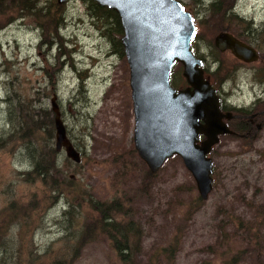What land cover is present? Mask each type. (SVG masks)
Listing matches in <instances>:
<instances>
[{"label":"rangeland","instance_id":"1","mask_svg":"<svg viewBox=\"0 0 264 264\" xmlns=\"http://www.w3.org/2000/svg\"><path fill=\"white\" fill-rule=\"evenodd\" d=\"M208 1L181 0L201 32L199 52L210 63L205 74L214 87L223 84L224 100L247 104L264 88V78H259L264 73V0H238L235 10L244 21L230 23V31L253 41L259 49V59L249 64L229 50L216 48L213 38L218 31L213 30L211 20L199 23V19L209 18ZM62 4L64 18L57 33L52 32L51 22L40 20L41 28L33 17L13 16L4 22L5 16L0 14V208L11 200L33 202L31 218H15L10 224L16 240L9 264H27L32 254L38 255L35 264H51L55 255L67 251L63 250L59 222L64 196L49 198L40 180L23 179L36 149L49 134L55 145L54 121L44 112L48 110L53 117V94L66 133L81 156L76 162L64 149L59 151L58 168L74 176L70 194L76 196L74 202L81 203L73 228L79 226L78 220L81 225L86 219L89 209L83 202L88 197H118L124 202V218L141 227V264H148L147 257L168 243L176 228L181 229V239L170 264H219L216 255L219 246L227 247L226 237L232 238L233 247L245 249L237 264H264V126L253 137L221 135L209 152L212 189L186 216V206L199 193L181 156L171 155L153 175L146 176V162L131 152L135 148L134 117L125 54L98 28L100 21L90 13L87 0ZM248 20L258 28L250 35L242 32ZM42 30L47 36L40 44ZM53 36H57L54 42ZM180 65L176 63L172 72L179 71ZM214 69L219 71L209 73ZM239 219L261 222L258 237L234 238ZM238 234L242 236L240 230ZM73 264L121 262L110 241L95 235Z\"/></svg>","mask_w":264,"mask_h":264},{"label":"water","instance_id":"2","mask_svg":"<svg viewBox=\"0 0 264 264\" xmlns=\"http://www.w3.org/2000/svg\"><path fill=\"white\" fill-rule=\"evenodd\" d=\"M95 1L114 9L120 18L137 154L151 172H156L171 155H180L193 175L200 197L206 198L213 181L209 152L221 134L233 131L225 120L233 112L221 109L218 89L205 76L204 61L193 49V14L181 0ZM213 41L220 50H230L242 60L259 59L253 44L229 30L216 33ZM177 62L181 63L187 82L179 88L170 83V73ZM55 99L53 94L54 147L57 151L64 149L69 158L78 162L80 152L66 133Z\"/></svg>","mask_w":264,"mask_h":264},{"label":"trees","instance_id":"3","mask_svg":"<svg viewBox=\"0 0 264 264\" xmlns=\"http://www.w3.org/2000/svg\"><path fill=\"white\" fill-rule=\"evenodd\" d=\"M87 1L90 13L100 21L98 28L102 29L103 32L110 37L111 41L117 44L118 52L123 54V46L120 41L122 26L118 13L112 8L100 5L95 0ZM237 2L238 0H209L205 4V10L209 12V18L204 19L203 17L198 20L199 23L202 25L211 20L213 30L218 32L221 30H230L232 27L230 24L232 20L240 19L244 21V17L240 16L239 12L235 10ZM63 9L64 4L56 0H0V14L5 16L4 22H10L13 16L33 17L41 28H43V22L40 20L53 23V33H57L60 24L63 22ZM2 25L3 23L0 22V28ZM242 30L245 34L250 35L254 31H257L258 28H254L253 22L248 20ZM200 33V31H195L192 46L195 53L204 60L205 56L203 53L199 52L197 44V40L201 35ZM42 36L43 38L40 40V44L44 43L43 41H45V37L47 36L43 30ZM56 37L57 36L51 37V41L54 42ZM203 68L204 72L208 71L210 69V63L204 60ZM181 69L182 65L179 66L177 75H175L177 72L174 73L171 71L170 83L175 87H177L178 84H187L185 77L181 74ZM218 71V69H214L213 72L209 73L215 74ZM229 109L232 108L228 107V110ZM44 112L49 116V121H54L48 110L44 109ZM30 120L33 121L35 125L37 124L35 119L30 118ZM20 127L21 124L19 128ZM49 137L50 139H48ZM49 137L45 138L41 147L36 149L37 151L32 156L31 168L24 172L25 175L23 179L25 181L40 180L44 185V190L49 192V198L53 197L58 199L61 198V196L65 198V206L62 209L63 217H61L59 222L64 232L62 237L64 242L63 250L67 249V251H62L60 255H55L51 260V264H73L80 250L87 241L95 235H102L110 241L121 264H141V227L136 226L132 219L124 218V214L126 213L122 205L124 202L118 197H113L110 200L88 197V199L83 202L87 204L89 209L86 219L81 225L78 220L79 226L73 228V224L77 218L80 217L79 212H81V210L79 212L77 210V207H79L81 203L74 202L76 196L74 197V195L72 196V194H70L72 191L71 186H73L75 182L74 176H72V174H63L58 168L60 154L52 143V134H49ZM200 138H203V135H200ZM131 152H137L133 146L131 147ZM145 175H153V173L147 170ZM201 201L202 198L199 194L195 196L193 201L186 206L185 215L187 216ZM32 205V201L26 204L24 202L11 200L7 205L0 208V264H9L11 261L10 258L13 256L11 247L16 240V235L10 232L12 229V225H10L11 222L15 218L19 219V217L24 218L22 221H27L26 218H31L32 213L30 210L33 209ZM248 222H251V220H237L236 224L238 227H235L236 230L233 233L234 238L246 236L251 239L253 236L258 237L256 229L260 230L261 222ZM19 224L21 228V222H19ZM239 230L242 236L238 234ZM180 239L181 229L176 228L169 242L157 248L147 257V263L170 264L174 260ZM225 240L228 244L227 247L223 248L219 246L221 250L218 255H216L219 258V264H237L245 249L233 247V243H231L232 238L230 237H226ZM250 241L252 242L253 240ZM70 251L71 253H69ZM35 258L38 260V255L32 254L27 264H35Z\"/></svg>","mask_w":264,"mask_h":264},{"label":"flooded vegetation","instance_id":"4","mask_svg":"<svg viewBox=\"0 0 264 264\" xmlns=\"http://www.w3.org/2000/svg\"><path fill=\"white\" fill-rule=\"evenodd\" d=\"M246 38H248V36ZM246 41L254 45L253 41H248V40ZM110 50L115 52L117 51L115 48H112ZM257 50L259 51L258 48ZM240 60L243 61L245 64L246 63L249 64L253 62V61H245L242 59ZM255 77L258 76L256 75ZM259 78L261 79L264 78V73H262L261 76H259ZM216 88H218L220 94L221 109L225 112L229 110L233 112V115L230 118L225 119L229 124L230 128L233 130L229 134H236L241 137L256 136L259 130L264 126V98L261 97V95L264 94V88L252 101L248 102L247 104L246 103L233 104L232 102H227L226 100H224V97H222V92H223L222 90H224L223 84H220ZM228 107H231L232 109L228 110Z\"/></svg>","mask_w":264,"mask_h":264},{"label":"bare ground","instance_id":"5","mask_svg":"<svg viewBox=\"0 0 264 264\" xmlns=\"http://www.w3.org/2000/svg\"><path fill=\"white\" fill-rule=\"evenodd\" d=\"M195 26H196V25H195ZM195 31H196V27H195ZM194 34H195V33H194ZM193 38H194V36H193ZM192 40H193V39H192ZM216 143H218V142H216ZM213 146H214V145H213ZM213 146H212V147H213Z\"/></svg>","mask_w":264,"mask_h":264}]
</instances>
